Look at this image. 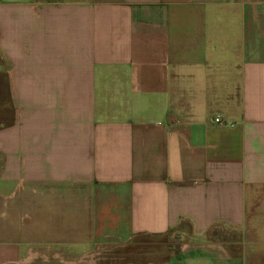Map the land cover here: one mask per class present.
<instances>
[{"label": "crops", "instance_id": "0c3cea01", "mask_svg": "<svg viewBox=\"0 0 264 264\" xmlns=\"http://www.w3.org/2000/svg\"><path fill=\"white\" fill-rule=\"evenodd\" d=\"M169 234L264 264V0H0V264Z\"/></svg>", "mask_w": 264, "mask_h": 264}, {"label": "rangeland", "instance_id": "374dc122", "mask_svg": "<svg viewBox=\"0 0 264 264\" xmlns=\"http://www.w3.org/2000/svg\"><path fill=\"white\" fill-rule=\"evenodd\" d=\"M27 244L29 252L24 259L29 257L30 264H185L179 255L181 245L175 234L137 237L125 244H96L82 253L80 247H77L78 253H71L51 244L44 246L36 240ZM24 259L16 263L28 264Z\"/></svg>", "mask_w": 264, "mask_h": 264}, {"label": "built area", "instance_id": "2783aa9c", "mask_svg": "<svg viewBox=\"0 0 264 264\" xmlns=\"http://www.w3.org/2000/svg\"><path fill=\"white\" fill-rule=\"evenodd\" d=\"M215 121H217V122H218V121H219V118H215Z\"/></svg>", "mask_w": 264, "mask_h": 264}]
</instances>
